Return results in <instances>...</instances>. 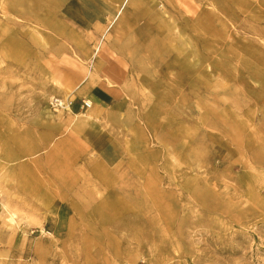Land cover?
I'll return each mask as SVG.
<instances>
[{"label":"rangeland","instance_id":"obj_1","mask_svg":"<svg viewBox=\"0 0 264 264\" xmlns=\"http://www.w3.org/2000/svg\"><path fill=\"white\" fill-rule=\"evenodd\" d=\"M150 1L106 39L114 16L71 25L70 43L62 15L58 31L0 0V264H264V0L200 18ZM48 36L81 58L128 44L131 82L83 131L52 105Z\"/></svg>","mask_w":264,"mask_h":264},{"label":"crops","instance_id":"obj_2","mask_svg":"<svg viewBox=\"0 0 264 264\" xmlns=\"http://www.w3.org/2000/svg\"><path fill=\"white\" fill-rule=\"evenodd\" d=\"M22 1L24 3L26 16L28 15V17H26L27 19L36 18L44 24H47L48 27H54L58 31L60 30V26L63 25L61 22L62 15V17L67 20L66 28H63V33L68 32L66 34L69 35V42L71 43L73 40L72 38H76L74 32L70 30L71 25L83 26L84 23H90L93 27L98 26L99 28H103L105 25L103 20L110 18V16L107 15L114 16L115 18L124 0H68L66 4L63 3L61 5L59 4V0ZM141 1L143 2L142 11L147 10L150 12V10H152V13L155 14V1ZM168 1L177 12L188 18L202 17L206 12V8L213 3V0ZM130 3H133V0L129 1L128 5L123 10V14ZM145 3H147V5H145ZM134 10V13L141 11L137 8H134ZM122 16L115 26L121 22ZM37 23L39 22L37 21ZM123 24L122 21V27L119 29V32L122 28H125ZM114 27L107 36L104 35V39L113 33ZM41 34L44 35L42 32ZM48 37V48H46L48 46L46 41H43L44 38H42V40L38 37L35 38L42 50H48L49 52L48 56L50 58L48 59L47 66H45L43 60L41 61V66L44 70L46 69V76L49 79L51 91L53 92L52 96H56L55 99L69 100L71 102V106L67 111L60 110L55 112L61 114L62 117L68 116V118L72 120L67 121H73L72 127L75 125L78 130L82 129L81 131H83L86 126L97 121V117L101 116L102 112L107 110V108H111L113 104L118 103L120 99H122L120 95L124 93V88L131 82L133 77V63L124 53V50L128 48V44L124 45V43L113 39L117 43L112 40L107 41L102 44L99 50L96 53L94 52L93 55L92 53H87V56L81 58L75 53L66 50L67 48H62V50L58 52L55 45L56 37L55 39L52 38V36ZM8 42L11 45L2 49L4 52L3 55L9 58L14 57L16 60L20 61L23 57V47L18 44L16 45L14 41L9 40ZM91 51H93V49ZM83 100L91 101L93 104L92 108L86 111L88 113L86 115L80 114ZM88 117L91 121H84V119ZM51 119L52 122L55 123V128L57 127L58 129L60 125L59 122H56V119L53 120V117ZM85 131H88V129L84 130V132ZM60 136L61 134L58 130L45 140V144L40 149H35L32 153L24 155L23 157L35 164L42 157L46 156L48 147L55 148L63 143ZM22 171L23 170H21V173ZM22 176L23 175H21V177ZM29 193L34 195L32 190H30Z\"/></svg>","mask_w":264,"mask_h":264},{"label":"built area","instance_id":"obj_3","mask_svg":"<svg viewBox=\"0 0 264 264\" xmlns=\"http://www.w3.org/2000/svg\"><path fill=\"white\" fill-rule=\"evenodd\" d=\"M52 105L56 108L55 111H67L71 106V102L69 100L54 99ZM92 106L93 104L90 101L83 100L81 103V110L88 111Z\"/></svg>","mask_w":264,"mask_h":264},{"label":"bare ground","instance_id":"obj_4","mask_svg":"<svg viewBox=\"0 0 264 264\" xmlns=\"http://www.w3.org/2000/svg\"><path fill=\"white\" fill-rule=\"evenodd\" d=\"M129 1H130V0H124V1H123V4H122L121 8H120L119 11H118V14L115 16V18L112 20L110 26H109V27L107 28V30H106V33H105L106 36H107L108 33L110 32V30L115 26V24L119 21L120 17H121L122 14H123V10H124L125 7L128 5ZM99 48H100V46L98 45L97 48H96V50H95V53L99 50ZM86 120H90L89 117H88L87 119H84V121H86ZM90 121H91V120H90Z\"/></svg>","mask_w":264,"mask_h":264}]
</instances>
